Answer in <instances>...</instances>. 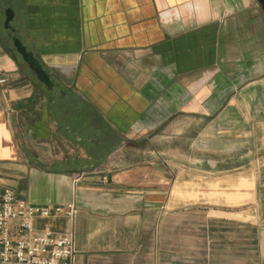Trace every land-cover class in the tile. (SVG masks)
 I'll return each mask as SVG.
<instances>
[{
	"label": "crops",
	"instance_id": "0c3cea01",
	"mask_svg": "<svg viewBox=\"0 0 264 264\" xmlns=\"http://www.w3.org/2000/svg\"><path fill=\"white\" fill-rule=\"evenodd\" d=\"M0 77V189L76 205L74 264H264L256 0H0Z\"/></svg>",
	"mask_w": 264,
	"mask_h": 264
},
{
	"label": "built area",
	"instance_id": "2783aa9c",
	"mask_svg": "<svg viewBox=\"0 0 264 264\" xmlns=\"http://www.w3.org/2000/svg\"><path fill=\"white\" fill-rule=\"evenodd\" d=\"M7 84L0 77V86ZM74 203L46 208L18 199L8 189H0V264H74L76 256ZM63 217L70 231L56 234L35 228L37 220Z\"/></svg>",
	"mask_w": 264,
	"mask_h": 264
},
{
	"label": "water",
	"instance_id": "95a60500",
	"mask_svg": "<svg viewBox=\"0 0 264 264\" xmlns=\"http://www.w3.org/2000/svg\"><path fill=\"white\" fill-rule=\"evenodd\" d=\"M256 1L264 14V0ZM13 16L14 15L12 10L8 9L5 11V21L3 23V27L5 30L9 31L10 34H14V30L10 26V23L13 20ZM10 38L17 54L21 57L22 61L27 66L29 71L41 84H43L47 89L50 90L52 88V83L50 82L49 76L46 74L39 61L34 57L33 53L26 49V47L21 43L18 37L10 35Z\"/></svg>",
	"mask_w": 264,
	"mask_h": 264
}]
</instances>
